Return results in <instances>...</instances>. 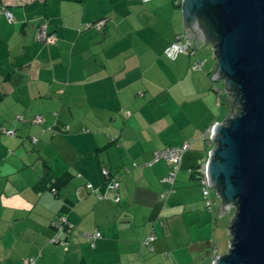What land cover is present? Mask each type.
<instances>
[{
	"label": "crops",
	"instance_id": "0c3cea01",
	"mask_svg": "<svg viewBox=\"0 0 264 264\" xmlns=\"http://www.w3.org/2000/svg\"><path fill=\"white\" fill-rule=\"evenodd\" d=\"M186 29L181 0H0V264H211L229 247L230 211L214 189L205 206L197 170L221 113L212 44L192 46L199 70L164 53ZM185 141L176 169L152 162Z\"/></svg>",
	"mask_w": 264,
	"mask_h": 264
},
{
	"label": "water",
	"instance_id": "95a60500",
	"mask_svg": "<svg viewBox=\"0 0 264 264\" xmlns=\"http://www.w3.org/2000/svg\"><path fill=\"white\" fill-rule=\"evenodd\" d=\"M181 6L194 48L208 43L199 16L217 35L211 76L235 88L237 111L215 124L207 165L223 204L234 205L228 250L212 264H264V0H181Z\"/></svg>",
	"mask_w": 264,
	"mask_h": 264
},
{
	"label": "built area",
	"instance_id": "2783aa9c",
	"mask_svg": "<svg viewBox=\"0 0 264 264\" xmlns=\"http://www.w3.org/2000/svg\"><path fill=\"white\" fill-rule=\"evenodd\" d=\"M141 1H148V0H141ZM4 14L6 16V18L10 21L13 20V15L12 12L4 7L3 8ZM104 25V20H100L98 21L95 26L97 27V29H100V27ZM38 38L40 41L43 42H53L55 40V35L53 33H49L47 32V25L44 23L43 25H41L39 27V31H38ZM212 49V54L215 57V52L214 49ZM164 53L165 55L170 58V59H175L177 58L180 54H185V55H189L192 56L193 59L191 61L190 67L193 70H199L202 68L203 65V60H200L198 58L195 57V50L192 47V44L190 42V40L186 37V35L184 33H181L179 35H176L174 41L167 46L164 49ZM212 80H219V79H214L212 77ZM224 83V91L226 90V86H225V81L224 79H221ZM221 91H219L220 93ZM33 121L34 122H40L42 121V116L39 114H36L33 117ZM221 121V120H220ZM219 122V121H215L214 123H212L209 128H208V144H209V149L207 151L206 156L203 159V162L197 167V170L199 172V181L201 184V191H202V195L205 201V206L211 210L212 209V197H211V190L213 189V187L211 186L209 179H208V174H207V165L208 162L211 158V154L210 151L214 146V141L211 139V137H214V127L215 124ZM6 133L9 134H13L12 130H6ZM36 141V137L33 138V142ZM189 145L190 142L189 141H185L180 145L177 146H168L162 149H158L153 151V161H156L158 159H165L171 163H173L174 165V169H176L177 167V163L180 161L183 153L189 149ZM151 162V163H152ZM102 174L103 176L106 178V185L109 188H116L118 187V180L116 176L111 175L105 168L102 169ZM164 182H167L169 184L173 183L174 180V171H172L167 177L162 179ZM88 187H91L90 184L87 185ZM216 196H218L219 198L220 195L218 192L215 191L214 193ZM224 207L226 208L227 211H231L234 210V205L232 204H225ZM67 220L65 219V217L60 216L57 217L54 221H53V226L58 229V230H62L66 225H67ZM70 228V226H69ZM100 236L99 232H95L92 235H87V237L89 238V240L91 241V243H93V240L97 237ZM58 234H55L54 237L51 239L53 242L57 241ZM154 234H149L146 239L143 241L144 245H146L147 247L150 248V242L154 239ZM218 256H215V258L213 260H215ZM213 260L211 262V264L213 263ZM25 264L28 263H33V258H29L26 259Z\"/></svg>",
	"mask_w": 264,
	"mask_h": 264
},
{
	"label": "trees",
	"instance_id": "16d2710c",
	"mask_svg": "<svg viewBox=\"0 0 264 264\" xmlns=\"http://www.w3.org/2000/svg\"><path fill=\"white\" fill-rule=\"evenodd\" d=\"M100 20H102V19H99V20H97V21H95V22H93L91 25H93V26H95V24L98 22V21H100ZM104 24H105V22H104ZM199 25H200V27L203 29V31L205 32V35H206V40H207V42L208 43H214V42H216L217 41V35L214 33V31H213V29L211 28V26L209 25V23L206 21V19L204 18V17H202V16H199ZM104 25H102L101 27H100V29H102V27H103ZM179 34H181V33H178L177 35H179ZM176 59V58H175ZM172 60H174V59H172ZM221 80V79H220ZM216 90H217V96H218V105H219V107L220 108H222L223 106H225V107H227V109H228V112H227V115L228 114H231L232 112H234V111H237V106L236 105H234L235 104V101H236V99H235V95H234V93H233V91L235 92V88L234 87H231V88H227L226 87V90L224 91V89H219L218 87L216 88ZM219 91H221L220 93H219ZM36 114H34L33 115V117L35 116ZM39 115H41V114H39ZM226 115V116H227ZM42 116V115H41ZM33 117H32V119H31V121H33ZM225 118V117H224ZM16 119L17 120H20V121H23L24 120V118H23V116L22 115H16ZM43 116H42V121H40V122H35V123H42L43 122ZM34 122V121H33ZM3 130V132H5L6 133V130H12L13 131V134H9V133H6V134H8V135H14L15 134V130L14 129H2ZM208 134H209V132H208ZM34 137H36V141L35 142H33V138ZM31 142H32V144H36V142H37V136H32L31 137ZM190 142V141H189ZM205 142H208V136H206V138H205ZM106 169V168H105ZM107 170V169H106ZM108 171V170H107ZM109 172V171H108ZM217 190H221L222 189V184L221 183H219L218 185H217ZM216 191V190H215ZM218 192V191H217ZM61 216V215H60ZM60 216H57V217H60ZM57 217H55L52 221H51V227H53L56 231H55V233H54V235L55 234H58V239H57V241H55V242H58V243H60V242H62L63 240H65V235H67V233H68V231H69V223H67V225L61 230H58V229H56L54 226H53V221L57 218ZM60 231H62L63 233H59ZM54 235L51 237V238H53L54 237Z\"/></svg>",
	"mask_w": 264,
	"mask_h": 264
},
{
	"label": "rangeland",
	"instance_id": "374dc122",
	"mask_svg": "<svg viewBox=\"0 0 264 264\" xmlns=\"http://www.w3.org/2000/svg\"><path fill=\"white\" fill-rule=\"evenodd\" d=\"M206 48L208 50V56H207V58H209V61L211 62V64H214L216 60H215V57L212 55V49H211L210 45L209 46H206ZM213 84H214V87H218L219 89H221V88L224 89V83L220 79L219 80H215V81L212 80V85ZM220 110H221V113L219 115V119L222 121V119L226 116V113L228 112V109H227V107L223 106L222 108H220ZM233 211L234 210H231L230 212H228L225 215H223L224 216L223 219H224L225 222H228L229 221L230 216L232 215V212ZM225 228H226V231H227L226 224H225ZM228 236H229V234H228V231H227V236L226 237H228ZM226 242L228 244V240L224 242V245L222 247V251H219L220 254H223L224 252H226L228 250V248H226Z\"/></svg>",
	"mask_w": 264,
	"mask_h": 264
}]
</instances>
